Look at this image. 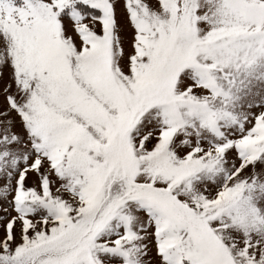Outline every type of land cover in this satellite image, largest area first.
Listing matches in <instances>:
<instances>
[{"label":"snow or ice","instance_id":"6c2138e0","mask_svg":"<svg viewBox=\"0 0 264 264\" xmlns=\"http://www.w3.org/2000/svg\"><path fill=\"white\" fill-rule=\"evenodd\" d=\"M0 264H264V0H0Z\"/></svg>","mask_w":264,"mask_h":264}]
</instances>
